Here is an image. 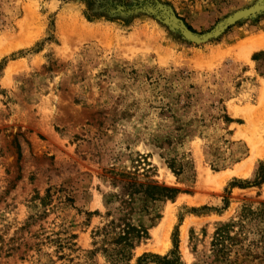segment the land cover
I'll use <instances>...</instances> for the list:
<instances>
[{"label":"rangeland","instance_id":"374dc122","mask_svg":"<svg viewBox=\"0 0 264 264\" xmlns=\"http://www.w3.org/2000/svg\"><path fill=\"white\" fill-rule=\"evenodd\" d=\"M262 3L0 0V264H116L95 233L127 179L180 193L137 216L148 239L123 264L174 243L178 264H264V183L246 184L264 166V48L248 50L264 12L203 44L163 23L201 36Z\"/></svg>","mask_w":264,"mask_h":264},{"label":"trees","instance_id":"16d2710c","mask_svg":"<svg viewBox=\"0 0 264 264\" xmlns=\"http://www.w3.org/2000/svg\"><path fill=\"white\" fill-rule=\"evenodd\" d=\"M226 122H230L226 115L222 117ZM120 184L121 210L117 217L112 218L106 225L96 231L101 245L111 239L110 248L106 249V244L99 249L103 254L110 257L116 264H123L132 259V251L143 241L148 239V227L137 219V216L149 210V206H156L159 203L173 201L180 191L176 188L159 185L156 182H139L136 179H127L125 181H117ZM264 183V166L260 165L255 179L251 185L246 183L247 187H257ZM241 184V183H240ZM235 185V184H234ZM142 202V208L136 211L138 203ZM228 206V201H224V207ZM110 216V214H107ZM230 224L221 225L217 228L212 247L213 255L219 256L227 260L223 246L229 238ZM168 256L158 257L149 254H143L136 259V264H178L177 249ZM154 258V259H153ZM158 261H156V260ZM228 261V260H227Z\"/></svg>","mask_w":264,"mask_h":264},{"label":"water","instance_id":"95a60500","mask_svg":"<svg viewBox=\"0 0 264 264\" xmlns=\"http://www.w3.org/2000/svg\"><path fill=\"white\" fill-rule=\"evenodd\" d=\"M140 11H142V10H140ZM147 11H149L150 13H153L154 15L156 14V12L150 8H147ZM262 12H264V3H262L260 5H255L251 8H248V9L238 11V12L234 13L233 15L229 16L222 23H220L212 32L207 33L205 35H201V36L193 34L192 32H190L185 27V25L180 20L175 18L173 15L167 16L165 22H163V23H165L166 25H168L170 27H174L175 29H177L182 34V36L185 39L189 40L190 42L195 43V44H203V43H207V42L219 37L230 26H232V25H234V24H236L242 20L253 18L257 14L262 13Z\"/></svg>","mask_w":264,"mask_h":264},{"label":"bare ground","instance_id":"6f19581e","mask_svg":"<svg viewBox=\"0 0 264 264\" xmlns=\"http://www.w3.org/2000/svg\"><path fill=\"white\" fill-rule=\"evenodd\" d=\"M73 26V25H72ZM72 26H70V28H72ZM77 26V25H76ZM76 26H73V27H76ZM69 27V26H68ZM67 27V28H68ZM80 28V31L81 32H83V33H85L86 35L88 34V36H90L91 37V35L93 36V34L95 33L94 31H90V29L89 30H87V29H85L84 27H81V26H79ZM65 28V27H64ZM63 28V29H64ZM77 29H78V26H77ZM66 30V29H65ZM78 31V30H77ZM62 32H64V31H62ZM64 36H66V35H64ZM260 36V35H259ZM257 37L256 39H257V41H255V40H253V41H251L250 42V47H249V51L250 50H255V49H257V48H259V47H261V45H262V43H263V39H264V32L261 34V36L260 37ZM255 41V42H254Z\"/></svg>","mask_w":264,"mask_h":264},{"label":"crops","instance_id":"0c3cea01","mask_svg":"<svg viewBox=\"0 0 264 264\" xmlns=\"http://www.w3.org/2000/svg\"><path fill=\"white\" fill-rule=\"evenodd\" d=\"M254 36H255V35H254ZM254 36H253V35H249V36H247V38H249V37H254ZM255 37H258V35H256ZM244 40H245V38H244V39H239V40H238V43L235 44V45H233L232 47H234V46L240 44L239 42L244 41ZM263 48H264V42H263V44H262L261 47H259L258 49L254 50L253 52H255V51H257V50H261V49H263ZM257 52H258V51H257Z\"/></svg>","mask_w":264,"mask_h":264}]
</instances>
